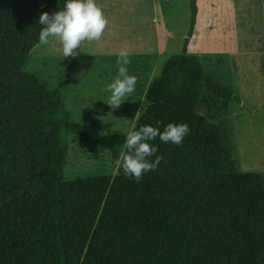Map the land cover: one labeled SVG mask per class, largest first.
I'll return each mask as SVG.
<instances>
[{"label":"trees","instance_id":"obj_1","mask_svg":"<svg viewBox=\"0 0 264 264\" xmlns=\"http://www.w3.org/2000/svg\"><path fill=\"white\" fill-rule=\"evenodd\" d=\"M65 4L0 0V264H264V173L236 172L217 124L234 92L206 76L187 47L146 91L137 79L130 94L146 105L134 130L187 124L182 143L148 141L158 151L147 159H163L139 182L122 168L113 177L66 176L64 133L105 147L113 161L127 133L71 120L64 91L75 62L53 92L25 72L39 16ZM197 17L193 0L191 38Z\"/></svg>","mask_w":264,"mask_h":264},{"label":"rangeland","instance_id":"obj_2","mask_svg":"<svg viewBox=\"0 0 264 264\" xmlns=\"http://www.w3.org/2000/svg\"><path fill=\"white\" fill-rule=\"evenodd\" d=\"M192 2L126 0L125 8L131 13L124 19L121 32L120 22L125 15L119 10L123 7L119 2L108 1L104 14L108 24L99 41H85L74 50V57L65 58L57 40L50 37L49 44L31 51L25 72L37 77L53 92L67 65L75 62L72 84L64 91L71 120L97 128L102 134L127 133L146 105L144 100L138 104L130 100L131 93L124 97L119 108L112 109L105 104L111 93L104 89L118 73L116 61L120 51L129 53L128 75L135 76L141 64L146 67L143 70L151 81L161 75L171 56L183 54L186 47L189 55L196 51L216 52L221 55V58H213L214 62H221L220 71H216L217 82L230 89L232 64L229 60L227 63L225 57L246 52L252 57H248L244 65V60L238 58L235 73L238 95L246 104L235 112L230 122L228 119L221 122L220 127L224 148L232 154L236 172L264 173V0H196L199 15L194 41L190 37ZM95 3L100 6L98 0ZM126 28H136L138 32L133 34L125 31ZM138 53L144 56L132 60L130 56ZM208 60L203 59V63L208 64ZM203 99L204 95L201 101ZM199 106L197 113L202 114L203 106ZM63 136L69 146L68 178L116 175L115 161L105 147L82 142L71 134Z\"/></svg>","mask_w":264,"mask_h":264},{"label":"clouds","instance_id":"obj_3","mask_svg":"<svg viewBox=\"0 0 264 264\" xmlns=\"http://www.w3.org/2000/svg\"><path fill=\"white\" fill-rule=\"evenodd\" d=\"M38 24L43 26L39 33V45H47L50 37L55 38L61 46L62 55L68 58L74 57V50L80 48L83 42L99 41L108 20L95 0H66L64 10L56 11L52 15L42 13ZM130 63L129 53L126 50L120 51L116 61L118 73L113 82L107 84L104 89L111 93L105 104L112 109L119 108L124 102V97L135 90L137 78L128 75L127 65ZM134 129L135 124L127 132L124 145L126 151H121L120 157L115 160V166L118 170L122 168L124 174L133 177L136 182L141 180L144 173L154 171L163 159L162 156H156L154 162L147 159L158 151V148L148 141L159 137L162 142L180 145L190 131L187 124L173 123H169L163 132L152 126Z\"/></svg>","mask_w":264,"mask_h":264},{"label":"crops","instance_id":"obj_4","mask_svg":"<svg viewBox=\"0 0 264 264\" xmlns=\"http://www.w3.org/2000/svg\"><path fill=\"white\" fill-rule=\"evenodd\" d=\"M98 1L100 3V7L102 8L104 14H106V8H105L106 6H105V4L108 3V1H116V2H119L122 5L123 8L119 10L120 11V14H124L125 15V17L123 18V20L120 22V24H121V32H122V29L124 27L123 26L124 25V22L123 21L131 13L130 10H128V9L125 8L126 7L125 6L126 0H105V1L98 0ZM196 5H197V2H196ZM118 6H120V5L118 4ZM197 8H198V6H197ZM198 15H199V9H198ZM197 25H198V17H197ZM197 25H196V28H197ZM196 28H195V32H196ZM125 31H127V32L130 31L133 34H135V33L138 32V30H136V28H133V29L132 28H126ZM195 32H194V35H193V38H192L193 41L197 38V37H195V35H196ZM188 45H189V43H188ZM191 55L194 56V57H196V59L198 60L200 66L203 69V71H204V73H205L206 76H211L215 81H218V77H217L218 75H217L216 71H220L219 70V67L221 65L220 64L221 62L219 60V63H216V62L213 61V58L214 59H215V57L221 58V55L220 54H218L216 52L203 53V52L196 51L194 54H191ZM143 56H144V54L138 53L137 55H131L130 57L133 58L132 60H134V59H136L138 57H143ZM248 57L250 58V57H252V55L247 54L246 52H241L239 55H236V54L232 53L229 58L227 56L225 57V60L227 61V63H228V60H229L231 62V64H232V79H233L232 90L234 92L235 97L229 103V112H228V114L225 115L224 117H222L221 119H219L217 121V124L219 126H221V122H223V121H225L227 119L230 122L231 119L233 118V115L235 114V112L236 111H239L240 110V107H242L243 105L246 104L243 101V99L241 97H239V95H238V90L239 89L238 90L236 89V87H237V81L235 79V73H236V66H237L236 65V62H237L238 58H241V59L244 60V61H242L243 62L242 64L244 65V62L246 61V59ZM207 58L210 59V60H208L209 63L208 64L203 63V59L205 60ZM262 66H263V72H264V58H263ZM144 67H145L144 65L139 64L138 65V68L139 69L137 68V71H135L136 72L135 73V76H136V78L138 80H141L142 79V80H146L147 81V85H146V88H145V91H146L147 88H148V86H149V84L152 81L149 79L147 73L143 70ZM141 72H142V74H140ZM246 72H247V70H246ZM216 77H217V79H216ZM219 81H220V79H219ZM221 85H222V83H221ZM263 86H264V75H263ZM201 89H202L201 91L203 92V94H205L206 88H205V84L203 82L201 84ZM239 101H240V103H238ZM235 106H238L239 109L238 110H235L236 109Z\"/></svg>","mask_w":264,"mask_h":264}]
</instances>
